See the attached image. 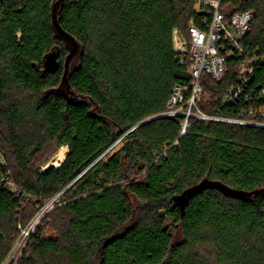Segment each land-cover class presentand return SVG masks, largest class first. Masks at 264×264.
Wrapping results in <instances>:
<instances>
[{
	"label": "trees",
	"instance_id": "16d2710c",
	"mask_svg": "<svg viewBox=\"0 0 264 264\" xmlns=\"http://www.w3.org/2000/svg\"><path fill=\"white\" fill-rule=\"evenodd\" d=\"M55 1L0 0V264L56 197L61 205L16 264H264V127L191 119L182 135V117H161L134 129L167 111L175 86L191 84L173 32L188 37L201 25L194 5L64 0L60 26L83 50L69 78L82 101L68 102ZM226 5L254 12L244 46L264 57V0ZM53 52L55 73L45 67ZM237 66L229 59L219 80L203 76L210 97L199 110L240 118L244 103L222 105ZM263 75L260 65L254 84ZM63 147L61 166L47 167ZM48 228L55 238L44 237Z\"/></svg>",
	"mask_w": 264,
	"mask_h": 264
},
{
	"label": "built area",
	"instance_id": "2783aa9c",
	"mask_svg": "<svg viewBox=\"0 0 264 264\" xmlns=\"http://www.w3.org/2000/svg\"><path fill=\"white\" fill-rule=\"evenodd\" d=\"M186 1L194 5L195 14L202 16L201 25L192 24L188 37L175 29L173 45L180 64L187 67L191 84L189 87L175 86L167 111L158 117H182V135L191 119L264 127V75L261 82L254 84L256 69L264 66V57L249 53L244 46L252 30L254 12H235L230 10L233 8L231 5L223 6V0ZM229 59L238 61L236 84L225 95L222 105L232 107L244 103L245 106L239 110L241 116L236 119L209 116L198 108L205 101L203 76L219 80L227 71ZM0 163L5 164L1 154ZM8 185L12 186L10 182ZM11 188L15 190L13 186Z\"/></svg>",
	"mask_w": 264,
	"mask_h": 264
},
{
	"label": "water",
	"instance_id": "95a60500",
	"mask_svg": "<svg viewBox=\"0 0 264 264\" xmlns=\"http://www.w3.org/2000/svg\"><path fill=\"white\" fill-rule=\"evenodd\" d=\"M64 0H56L54 5H53V10H52V23H53V28L54 31L56 33L57 36H59L67 45L68 51H69V55L66 59V63H65V72L63 75V79L61 82V86L59 91L66 97V99L68 100V102H72V101H82V98L79 97L72 89L71 86L69 84V78L70 75L72 73V70L76 67L82 53L83 50L81 48V46L79 45V43L67 32H65L62 27L60 26L59 23V12L62 8ZM59 54H57L56 52H53L51 54H49L46 57L45 60V67L47 68L48 71L55 73L56 71H58L59 69ZM160 117H155V118H151L150 120H146L142 123H140L139 125H137L134 129H136L137 127L151 121L154 119H157ZM203 188H205V185H201L198 188L189 190L187 192H185L180 198L179 200H181V202L186 201L189 197L195 195L196 193H198L199 191H201Z\"/></svg>",
	"mask_w": 264,
	"mask_h": 264
},
{
	"label": "rangeland",
	"instance_id": "374dc122",
	"mask_svg": "<svg viewBox=\"0 0 264 264\" xmlns=\"http://www.w3.org/2000/svg\"><path fill=\"white\" fill-rule=\"evenodd\" d=\"M230 10H234V8H231ZM209 97L210 96L208 94L205 95V101H207L209 99ZM121 147H122V143H121V141H119L114 146V148L111 149V151L108 154L109 155H112L113 153L119 151ZM63 148H65V147H63ZM60 151L54 157H52V159L48 163L49 166L51 165V166L58 167L57 164L61 165V162H63V161L59 159V153H60ZM108 154H106V155H108ZM106 155H104V157ZM61 201H62V198H60V197H56L53 200L49 201L36 214V216L29 223V225L26 228L22 229L19 238L15 242V244H14V246H13V248H12V250H11L9 256H8V258L4 262V264H16L17 263L18 259L20 258L21 254H22V251L26 247V244H27V241H28L30 235L33 233V231L35 230V228L41 223V221L43 220V218L47 216V214H49L51 211H53V209L56 206L61 205ZM55 236H56V234L51 230V228H48V230H46V232L44 233V237L45 238H55Z\"/></svg>",
	"mask_w": 264,
	"mask_h": 264
},
{
	"label": "bare ground",
	"instance_id": "6f19581e",
	"mask_svg": "<svg viewBox=\"0 0 264 264\" xmlns=\"http://www.w3.org/2000/svg\"><path fill=\"white\" fill-rule=\"evenodd\" d=\"M68 152V148L65 147L63 149H61L60 153H59V159L64 161L66 158V153ZM58 167H60L61 165L57 164Z\"/></svg>",
	"mask_w": 264,
	"mask_h": 264
}]
</instances>
